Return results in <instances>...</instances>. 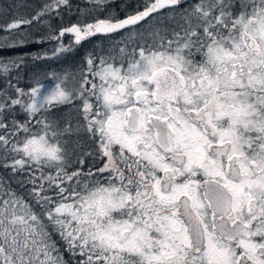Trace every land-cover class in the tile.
Returning a JSON list of instances; mask_svg holds the SVG:
<instances>
[{
  "label": "snow or ice",
  "instance_id": "snow-or-ice-1",
  "mask_svg": "<svg viewBox=\"0 0 264 264\" xmlns=\"http://www.w3.org/2000/svg\"><path fill=\"white\" fill-rule=\"evenodd\" d=\"M184 3L144 0L124 19H80L58 36L48 24V39L71 33L76 46L123 33L103 54L87 53L75 73H47L51 87L5 80L0 167L34 169L19 183L33 185L40 212L0 183V264H67L53 233L78 264H264V0ZM62 5L71 7L51 0L4 30ZM29 40L20 32L6 46ZM71 51V42L59 44L53 56ZM3 68L7 76L19 64ZM66 104L83 123L60 126L53 110ZM72 136L78 148L81 136L98 140L103 166L84 171L93 153L83 151L69 172L61 140Z\"/></svg>",
  "mask_w": 264,
  "mask_h": 264
},
{
  "label": "trees",
  "instance_id": "trees-1",
  "mask_svg": "<svg viewBox=\"0 0 264 264\" xmlns=\"http://www.w3.org/2000/svg\"><path fill=\"white\" fill-rule=\"evenodd\" d=\"M47 3H51V0H0V8L2 10L0 15H2V18L5 17V20H8L10 19L9 16H21V14H26L25 18L30 19ZM90 3L92 4V2H89L88 0H69V5H71L70 8L68 5H62L59 9H54L50 16L43 17L42 20H46L48 24L51 25V29L53 30L51 35H56L62 27H68L80 19H83L85 23H88L94 22V17L96 16H99V18L102 19L109 15L117 16L120 19L124 18L128 14H134L137 10H143L144 0H105V3L103 4H96V6H99V11H92L97 8L96 6H90ZM85 6H89V8L88 11L83 14L82 11ZM57 12H59L58 16L56 15ZM37 23L38 22L34 21L32 25H36ZM35 40L37 39L34 38L29 40V42L23 46L0 47V57L3 61L4 59L8 61H4L6 65L9 64V61H15L19 64V68H10L7 76L4 74V68H0L1 80H10L16 87L24 88L25 85L28 84V81L35 76L37 67L44 65L42 62L43 60H41L42 58L37 56L39 52L43 51V45L46 47L45 44H56L58 42L53 39H47V41L43 40V42H32ZM71 44L74 46V51L71 52H73L74 57H77L78 60L82 61L83 57L89 52H95L98 54V49H89L86 47H80V45L76 46L75 41H71ZM29 57L33 58L31 59V62L27 61ZM63 60H66V56L63 57ZM5 86L1 85L0 82V90H3ZM12 94L14 95V92ZM11 118V116L8 117L9 120H11ZM16 119L20 122H23L26 119L25 114L20 110L19 106H16ZM80 139H82V136ZM32 171H34V169L28 170L25 173H13L11 169L0 167V183L6 188L10 187L17 194L24 196L26 200L35 206V210L40 212V207L35 205V202L28 195V190L32 188L33 185L24 184L21 186L19 183V181L30 175ZM50 171L52 170H49V172ZM52 174H54V172H52ZM36 175H39L38 171L36 172ZM47 194L52 195L51 192ZM53 239L57 242V246L61 250L63 260L67 261V264H78L79 257L77 255L69 254L65 248V244L60 240L59 235L53 233Z\"/></svg>",
  "mask_w": 264,
  "mask_h": 264
},
{
  "label": "rangeland",
  "instance_id": "rangeland-1",
  "mask_svg": "<svg viewBox=\"0 0 264 264\" xmlns=\"http://www.w3.org/2000/svg\"><path fill=\"white\" fill-rule=\"evenodd\" d=\"M90 3L89 5L92 7L96 6L95 0H88ZM99 6H96L97 9ZM89 6H85L82 13L85 14L88 11ZM0 12H2L0 8ZM26 14H21V16H9L10 19L5 20V17L2 18V15H0V47H8L6 45H12L16 44L17 40L19 38V33L20 32H27L29 34L30 40L36 38L37 40H46L48 39L49 36V30H48V22L45 23L46 20H41L38 22L36 25H22L19 30H13L11 32H6L4 30L3 26H6L9 23H12L14 20L20 19V18H25ZM88 23H93V22H88ZM60 31V30H59ZM59 31L56 34V36L59 35ZM55 35V34H52ZM4 37H8L7 41L5 42L3 40ZM74 40V37H70L67 39V37L63 36L56 44L53 43H48L45 44L46 47L43 45L44 48L42 52H39L37 54L38 57L42 58V62L44 65L38 66L37 71L35 76L28 81V84L25 85L24 89L28 90L31 87L35 86V81L38 79L41 83H44L46 86L51 87L53 85V78L48 76L46 77L47 73L50 72H56V73H61V72H72L75 73L82 63L81 60H78L77 57H74L73 52H69L66 54L61 55L59 58L53 56V50L56 49L59 44H63L65 47L69 46V43ZM80 47H84L82 43L79 44ZM66 56V60H63V57ZM77 58V59H75ZM31 59L33 58H28L27 61L31 62ZM5 62H8L4 59ZM3 59L0 57V68H3V65H6L4 63ZM60 61V62H59ZM25 67V66H24ZM0 82L1 85L5 86V80H1V75H0ZM18 87V86H17ZM21 88V87H20ZM74 105H80V101H74ZM53 114L57 117H64V119L60 120V126L63 127L66 120L70 119L72 122V125H75L77 120H80L83 123L82 117L73 110V105H61L57 109L53 110ZM33 131H39V127L33 128ZM68 142L64 144V140H61L62 146H65L66 148L72 147L73 142L76 141L75 136L68 137L67 138ZM49 170H45V174H48Z\"/></svg>",
  "mask_w": 264,
  "mask_h": 264
},
{
  "label": "flooded vegetation",
  "instance_id": "flooded-vegetation-1",
  "mask_svg": "<svg viewBox=\"0 0 264 264\" xmlns=\"http://www.w3.org/2000/svg\"><path fill=\"white\" fill-rule=\"evenodd\" d=\"M198 3V0H187V3H184L182 5V7L184 8H188L190 4H195ZM236 6L237 8L239 7V0H236ZM162 12H165L167 10H161ZM125 18V17H124ZM121 18V19H124ZM121 33H123V30H121ZM121 33L118 34H97L95 36L92 37H88L85 40H82L80 43H82L84 45V47L89 48V49H98V54L97 55H101L102 53V49L106 48V46L112 42H115L116 40H118L119 35ZM112 36V40H109L108 36ZM65 37H67V39L70 37H74L75 41V36L74 34L71 33H66L64 35ZM197 59H199V56H197ZM81 104V101H80ZM80 142L82 144V147L78 148L76 146V141L73 142V146L72 147H67L66 148V152H67V156L69 159V164L71 165V167H69L68 171L71 172L73 171L75 168L79 167V164L77 163V158L81 155V153L83 151H91L93 153V157H89L86 160V163L84 165V171H87V169L89 167H92L93 165L95 167H92V171L95 172V168L98 167H102L104 161L100 158V153H99V141L97 140L95 143H93L92 141L88 140L87 136H82V139H80ZM107 176V173H105L103 176L100 177L101 180H104Z\"/></svg>",
  "mask_w": 264,
  "mask_h": 264
},
{
  "label": "clouds",
  "instance_id": "clouds-1",
  "mask_svg": "<svg viewBox=\"0 0 264 264\" xmlns=\"http://www.w3.org/2000/svg\"><path fill=\"white\" fill-rule=\"evenodd\" d=\"M45 148H47V146L45 145Z\"/></svg>",
  "mask_w": 264,
  "mask_h": 264
},
{
  "label": "water",
  "instance_id": "water-1",
  "mask_svg": "<svg viewBox=\"0 0 264 264\" xmlns=\"http://www.w3.org/2000/svg\"><path fill=\"white\" fill-rule=\"evenodd\" d=\"M71 26V25H70Z\"/></svg>",
  "mask_w": 264,
  "mask_h": 264
}]
</instances>
